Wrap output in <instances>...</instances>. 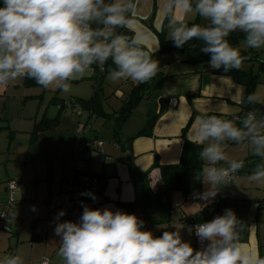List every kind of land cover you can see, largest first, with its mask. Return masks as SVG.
Wrapping results in <instances>:
<instances>
[{
	"label": "clouds",
	"instance_id": "obj_1",
	"mask_svg": "<svg viewBox=\"0 0 264 264\" xmlns=\"http://www.w3.org/2000/svg\"><path fill=\"white\" fill-rule=\"evenodd\" d=\"M161 8L175 47L202 40V51L211 54L214 69L240 70L250 59L227 39L234 31L245 34L246 48L264 49V0H161ZM137 9L138 0H3L0 88L29 78L44 89L70 93L73 81L91 76L93 65L109 59L115 65L108 74L113 82L150 81L159 71L158 61L152 58L158 45L150 52L143 32L128 36L119 31L131 30ZM190 14L208 23L189 26ZM232 99L264 104L255 92L241 97L237 90ZM237 121L218 115L196 117L195 138L189 139L203 145L199 176L209 185L198 199L214 198L245 168L244 159L230 156V145L243 146L259 158L248 178L264 184V115L252 108ZM81 195L96 199L90 192ZM63 215L59 212L56 219ZM247 227L226 209L223 215L195 226L202 245L196 250L178 230L154 236L142 230L144 221L135 214L84 205L79 223H57L54 232L60 237L57 254L63 264H264L258 250L250 251L240 242ZM0 264H24V260L19 254L7 255Z\"/></svg>",
	"mask_w": 264,
	"mask_h": 264
},
{
	"label": "crops",
	"instance_id": "obj_2",
	"mask_svg": "<svg viewBox=\"0 0 264 264\" xmlns=\"http://www.w3.org/2000/svg\"><path fill=\"white\" fill-rule=\"evenodd\" d=\"M0 4H3V0H0ZM196 19H199L201 22L202 18L198 14H190L187 22L190 24L196 21ZM166 25L167 20L161 8V0H138L137 17L131 25V30H128L133 34L135 32H143L145 34L144 45L146 50L151 52L158 45L153 53L155 54L159 50L157 34L163 33L166 39L171 40L168 37ZM150 26L154 31L149 28ZM261 56H264V53L260 54ZM183 59L184 57L180 54H166L154 58V60L158 61V72H161L165 77L161 88L142 102V104L145 103L148 106L147 112L144 107L142 109L143 113H140L139 119H136V121V111L132 112L127 123L134 122L129 127L127 125L123 126V131L127 133L125 137L129 139L134 137L144 127L149 113L152 115L159 114L152 128L151 137H138L134 138L131 142H127L126 140V144L123 146L115 145L109 147L103 145V149L94 154H89L84 148L91 141H99L97 138L88 141L81 148L84 152L83 155L88 157L86 158L87 162L89 161L86 169L92 175L98 176L104 181L103 195L106 202L95 209L110 208L114 212L120 210L127 213L116 203H131L135 199V192L127 167V161L130 159L139 173L149 172V186L151 191L155 193L160 180V171L158 168H154V165L156 163L159 166L178 164L183 145L181 134L189 120H191V124L186 132V139L191 143L194 142L189 138H195L194 122L197 116L218 115L223 119L238 122L237 118L242 112V102H238L232 99V97L236 95L237 90L241 97H243V88L235 84L228 77L214 75L201 66L186 64L183 62ZM98 65L102 67V65ZM209 68L214 69L211 66ZM251 70L253 71V67H251ZM93 77L94 72L91 76H85L78 81H73L70 93H63L55 88L42 89L35 86H25V78L12 82L6 89L0 88V113H2L0 121L2 125L4 124V126L0 127V136L6 134L8 142L9 132L12 134H14L13 132L16 133L15 130H11L12 125L21 120H26V116L28 117L27 119H31L34 115L30 130L33 131L43 116L48 117V106L50 104L57 107L56 115L59 114V125L56 128H50L41 133L34 143L30 142L31 132H26L29 136L27 139V149L25 152L24 150L21 151V158L24 157L25 163L30 164L31 169L28 173H31L34 178L38 171V173L40 172L39 177H42L41 179L44 181L39 195L37 192L32 195L35 202L34 205H28L26 202L27 193L18 191L16 197L17 205L14 215L10 220V225L14 229L11 237L17 241L14 255H21L24 264H45V261H47V264H62V260L57 254L60 237L55 235V227L46 226L44 205L51 194L60 192L64 184L74 177V174H72L73 164H71V158L76 154L77 147H79L77 145L76 147L74 146V139L76 134L80 138L79 129L81 125L75 127L74 123L68 124L65 133L67 135L71 133V144L67 146V144L62 143V140L65 138L64 128L66 127L64 121L66 119L63 114L64 111L62 110L59 113V109L63 104L65 108L72 110V108L65 106L67 101L72 102L74 100H88L92 98L94 94ZM122 82L124 85H132V88L135 86L133 85V81L131 80L130 82L129 79L122 80ZM257 90L255 93L260 94ZM87 95L89 97L85 98ZM169 99H176L175 107L169 108L167 106ZM47 100H49L48 103ZM19 101L21 102V108L18 113L17 105ZM8 102L11 103L8 104ZM43 106H47V108L42 113ZM79 107L82 110L80 105ZM8 112L10 115L16 114V116L14 118H7ZM47 135H51V137L55 136L56 140L53 139L52 141L41 143L43 142L42 138ZM13 139H15L14 135L11 142H13ZM194 144L203 148V145ZM11 153L13 156L20 153L19 147H12L9 154ZM9 158L13 157L10 155ZM247 158L258 157L248 154ZM36 164L41 165L38 168ZM66 167L71 171L70 178H65L63 175L59 176L60 171L65 170ZM242 175L249 176L250 174H236L233 181L237 176ZM17 177H19L20 181L32 179L31 176L26 175L25 171ZM239 180L242 179H237L236 183L232 181L234 186L227 189V196H224V198L237 201V203L231 205L228 209L233 210L238 219L248 225L246 230L241 234L240 242L250 251L258 250L260 256L264 257V238L261 239L260 227L257 223L258 218L264 216V204L252 202L248 198H236L232 195L230 190L237 188ZM20 181L19 183H21ZM199 184L196 178H190L191 190L187 196H183L178 192L172 194V213L169 224L157 222V213L152 209L146 210L142 216L150 223V226L142 230L152 231L154 236H161L165 230H178L182 240L189 242L195 249L193 229L190 225L182 223L181 220L184 217L189 220L195 219L204 208L212 205L214 199L212 198L207 201L196 200L195 198H198L206 191L203 185ZM243 187H245L244 184ZM5 189L6 187H4ZM220 192L221 190H219ZM219 193L217 194L218 196ZM178 194L183 199H180ZM186 197L193 200L186 201ZM209 213L211 212L208 211L206 213V217L210 215ZM138 214L140 213H135L136 216Z\"/></svg>",
	"mask_w": 264,
	"mask_h": 264
},
{
	"label": "trees",
	"instance_id": "obj_3",
	"mask_svg": "<svg viewBox=\"0 0 264 264\" xmlns=\"http://www.w3.org/2000/svg\"><path fill=\"white\" fill-rule=\"evenodd\" d=\"M3 7V4H0ZM193 23H200L199 19H196ZM192 23L189 24L191 26ZM152 31L153 28L149 27ZM125 35L131 36L133 33L128 29H120ZM159 40V50L153 54L152 58L156 56H164L166 54H180L184 57L183 62L190 64L192 66H201L205 68L208 72L214 75L224 76L230 78L235 84L243 88V97L255 92L257 86L259 85V73L252 72L251 69L245 70L243 67L240 70L232 69L225 72L223 68L220 69H210L211 54L204 53L202 48L205 46L204 42L199 39H192L185 43L181 48L175 47L172 40L166 39L163 33L157 34ZM245 38L244 34L238 32H232L227 37L230 44L234 47H238L241 41ZM242 55L249 56L250 59L247 60L244 65L252 66L255 62L258 63V70L264 72V56L260 57V54L254 52L253 50L242 51ZM243 65V66H244ZM94 68V94L93 97L88 100H74L81 106L82 110L89 112L91 115L94 113L102 115L106 120L114 119L117 130H121L124 124L129 119L130 115L134 109L140 105L145 99H148L157 90L161 88L162 82L165 79L161 72H157L156 76L146 83H137L128 94L126 100L123 102L120 110L117 112L107 114L103 111L101 107V92L102 87L105 83L106 75L115 68L111 59L105 62L102 67L98 64L93 65ZM25 86H35L40 87L33 79L25 78ZM44 89V88H42ZM65 107L63 104L60 106L59 113ZM242 112L239 117L243 116L248 110L255 108L256 110H264V105H246L242 103ZM59 115V114H58ZM56 115L53 119H48L45 116L41 119L40 123L36 125L30 134V142L34 143L37 141L39 135L50 128H56L59 125V116ZM90 115V116H91ZM159 114L152 115L148 114L145 121L144 127L132 138L127 139V142H131L134 138L138 137H151L152 128L158 118ZM191 120H189L186 127L182 130L181 137L183 139V145L181 149L180 159L178 164L173 166H159L157 163L154 168H158L160 171V180L157 184V191L153 193L150 189V179L149 172L139 173L133 165V161L130 159L127 161V167L130 175V180L135 192V199L131 203H116L119 207L123 208L128 214H135L139 212L143 214L146 210L152 209L158 215V221L162 224H169L171 222L172 213V194L174 192H179L183 196L191 190L190 186V172L199 173L202 171V160L200 159V152L202 147L191 143L186 139V132L189 129ZM115 139H117V134L115 133ZM9 141H12L13 134L9 132ZM118 145L119 140H117ZM245 168L240 170L237 174H250L254 164L259 158H246ZM100 178V177H99ZM199 178H201L199 176ZM102 190L104 188V181ZM13 180L7 181L10 182ZM6 191V189H5ZM4 202V201H2ZM106 202V200L104 201ZM237 203V201L229 200L224 197H218L216 202L210 207L204 208L199 215L195 218L196 222L206 223L210 222L211 213H218L219 215L224 214V211L231 207V205ZM210 215L206 217V213Z\"/></svg>",
	"mask_w": 264,
	"mask_h": 264
},
{
	"label": "rangeland",
	"instance_id": "obj_4",
	"mask_svg": "<svg viewBox=\"0 0 264 264\" xmlns=\"http://www.w3.org/2000/svg\"><path fill=\"white\" fill-rule=\"evenodd\" d=\"M200 22V20H199ZM208 22L203 20V18L201 19L200 24L202 25H206ZM238 33L244 34L241 31H236ZM245 35V34H244ZM244 39L241 41L239 48L242 51H249V50H253L254 52L258 53V54H262L264 53V49H248L244 46L243 43ZM243 69L245 70H249L251 69V67H253V71L254 73H259V85L257 86L256 89H258V93H260L259 95L262 97V99H264V72L259 71L258 70V63L255 62L252 66L250 65H244L242 66ZM109 74V73H108ZM108 74L106 75L105 78V83L102 87V92H101V107L103 109V111L105 113H114L117 112L118 110H120L123 102L126 100L128 93L131 92L132 89V85L130 86V84H123L122 80L120 81H115L113 82L112 80L109 79ZM129 81L131 82V80L129 79ZM133 85H137V83H135L133 81ZM256 91V90H255ZM119 94V95H118ZM53 95V94H51ZM51 97V96H48ZM47 97V99H48ZM89 95H87L85 98H88ZM65 99V98H64ZM51 101V100H50ZM49 102V100H47V103ZM11 102H8V104ZM21 102H18L17 105V111L18 113L20 112V108H21ZM145 107L146 112L148 110V106L144 104H140L138 105L134 111H136V116H135V121L136 119H139L140 113H143V108ZM47 108V106H43L42 108V113L43 111H45ZM57 107L50 104V106H48V119H53L55 118L56 114H57ZM137 109V110H136ZM64 116L66 121H64L65 123V127L64 128V133L67 130V125L68 124H75V127L81 125L82 127L85 126L86 128V132L80 136L76 134L75 139H74V146L76 147L79 146V148L81 149L84 145H86V143L90 140H93L94 138H97V140H99L100 142L103 143V145L105 146H115L118 145L117 140H119V144L120 146H123L124 144H126V140L127 137H125V134H127L126 132L123 131V128L121 130H117L116 125H115V121L114 119H110V120H106V118H104L102 115H98L96 113H94V115H91L89 112H86L84 109L81 110V115L77 116L74 112V109H68V108H64ZM133 111V112H134ZM260 114L264 115V110H257ZM1 114L0 113V119H1ZM147 114V113H146ZM91 115V116H90ZM14 116H16V114H9L7 115V118H14ZM28 117L26 116V120H21L20 122H16L15 124L12 125V129L11 130H15V132H13L14 134V138L13 142L9 141L8 142V138H6V134H3L2 136H0V203L2 202V200L5 201V199L7 198V193L4 190V187H6L7 185V181L9 180H13L15 182L20 181L19 174H21L22 172L26 173V175L31 176V173H28L30 171V164L25 163V158L22 157L21 158V151L24 150V152L27 149V139H28V135L26 132H29L31 130V125L33 124V117H31V119H27ZM132 122H129V124L126 122L124 124V127L127 125V127L131 126ZM40 123V122H39ZM4 126V124L2 125V122L0 121V127ZM32 132V131H30ZM115 133L117 134V139H115ZM71 134V133H70ZM70 134H66L64 135V139L62 140V143H65V145L67 144H71L70 140H71V136ZM27 135V136H26ZM56 140L55 136L51 137V135H47L44 136L42 138L41 143H45L47 141H52V140ZM19 147L20 153L19 156L18 154L15 156H13V154H9V152L11 151L12 147ZM8 149V150H7ZM228 152L230 154V156L238 158V159H245L248 157V154H251L247 148L243 147V146H235V145H230ZM84 152L81 149L79 151V153L76 155L80 160L83 161L84 166L87 168V160L86 158H88L87 156L83 155ZM11 155V157L13 158H9V156ZM75 155L71 158V164L72 168L74 166V160H75ZM93 159V158H91ZM70 164V163H69ZM38 165L37 167L39 168L41 164H36ZM204 166V162L202 161V167ZM44 167V166H43ZM40 173V172H39ZM39 173L37 171L36 176L31 180H23L20 181L21 183H19V191L20 192H24L27 193L28 197H27V203L28 205H34V199L32 198L33 193L35 194V192L38 193L39 195V191L42 190V184L44 183V181L39 177ZM42 173V172H41ZM71 171H69L68 167H66L65 170H61L60 171V175H63L65 178L69 177ZM72 174L73 171H72ZM25 175V174H24ZM70 175V176H69ZM63 177V178H64ZM75 177V176H74ZM74 177L72 179H74ZM248 175H242V176H237L235 178V180L233 181V183H236L237 179H242L239 180L237 182L238 186L237 188L230 190L232 195H234L236 198H248V200L252 201V202H256L258 204H264V184H257L256 182H253L251 180H249ZM190 178H196L197 182L200 183L199 185H203V187L205 188V190H207V188L209 187V185H206L201 178H199L198 174L196 172H190ZM247 178V180H246ZM70 179V180H72ZM245 179V180H244ZM69 180V181H70ZM232 184H227L221 187V192L219 193V196L216 195L213 199V203L216 202L218 197H224L227 196V189L233 187L234 185ZM243 184L245 185V187H243ZM239 185H241V187H239ZM179 193V192H178ZM181 194V193H180ZM179 195L180 199H183L182 196ZM218 196V197H217ZM1 198H3L1 200ZM212 203V204H213ZM260 229V236L261 239L264 238V216H260L258 218L257 221ZM12 228V232H14L13 226ZM12 234H8L2 231V229L0 228V259H2L4 256L7 255H14V251L15 248L17 246V241H15V239L13 237H11Z\"/></svg>",
	"mask_w": 264,
	"mask_h": 264
},
{
	"label": "built area",
	"instance_id": "obj_5",
	"mask_svg": "<svg viewBox=\"0 0 264 264\" xmlns=\"http://www.w3.org/2000/svg\"><path fill=\"white\" fill-rule=\"evenodd\" d=\"M65 106L74 109L77 116L81 115V109L76 102L67 101ZM169 108L176 106V99H169ZM86 132V128L83 126L79 129V135H83ZM103 149V144L99 141L89 142L84 150L89 154H94ZM79 147L75 154L73 173L74 179L67 181L63 189L58 192L51 194L44 205L45 210V224L47 227H55L57 223L64 221H73L79 223L80 217L83 213V206L87 205L91 209H95L102 205L105 201L102 181L98 176L92 175L84 166L82 160H80L76 155L79 153ZM19 191V184L15 181H10L6 185L7 198L4 202L0 203V225L3 232L11 234L12 229L10 225V220L14 215V210L17 205V194ZM90 192L95 195L96 199L93 200L91 196L81 195L82 193ZM196 200L198 198H195ZM192 198L186 197V201H192ZM64 211L65 215L56 219L59 212ZM220 216L218 213H211L210 220L215 217ZM137 217L144 221V228H148L150 223L142 216L138 214ZM182 223L190 225L193 229V238L195 241V249L200 250L202 245L198 240L195 233V226L201 224L196 222L195 219H186L185 217L181 220ZM63 264V262H62Z\"/></svg>",
	"mask_w": 264,
	"mask_h": 264
}]
</instances>
